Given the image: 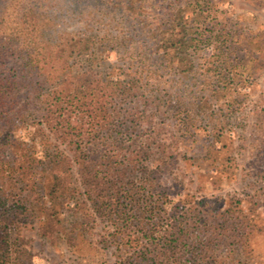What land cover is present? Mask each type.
<instances>
[{
	"label": "rangeland",
	"instance_id": "obj_1",
	"mask_svg": "<svg viewBox=\"0 0 264 264\" xmlns=\"http://www.w3.org/2000/svg\"><path fill=\"white\" fill-rule=\"evenodd\" d=\"M97 2H34L46 23L53 20V39L94 26L95 32L105 35L103 45L113 36L122 41L121 55L107 53L108 63L73 55L54 89L71 90L75 77L87 70L121 77L119 68L125 61L118 62L117 57L149 58L148 78L138 95L123 102L115 98L99 112L84 139H58L31 106H23V117L0 109V194L9 205H20L12 228L30 253L28 264L115 263L118 240L110 236L114 225L107 215L96 214L82 185L84 145L114 157L118 164L127 159L119 165L120 177L125 189L135 190V199L112 202L121 217L133 219V232L139 229V219L160 220L163 211L190 226L175 248L173 257L179 264H192L194 255L197 264H264V0H136V20L125 5L103 1L102 16L89 23L88 12ZM178 23L190 32L214 29L212 42L217 43L201 48L195 77L171 68L179 56L173 47L162 46L161 39L170 45V38H176ZM160 25L162 29H157ZM147 27L156 29L157 46L145 34ZM129 36L135 42L124 44ZM224 37L228 42L221 57L218 40ZM57 152L71 159V172L64 177L71 191L63 205H54L62 224L58 238L52 240L43 234L46 210L31 205L39 197L27 179L35 178L25 173L36 172L39 190L48 193L55 174L46 162ZM103 163L106 171L108 163ZM116 180L106 173L107 186ZM145 192L163 198L158 213L149 208L157 199ZM176 223L163 225L171 228ZM197 242L200 246L195 248Z\"/></svg>",
	"mask_w": 264,
	"mask_h": 264
},
{
	"label": "trees",
	"instance_id": "obj_2",
	"mask_svg": "<svg viewBox=\"0 0 264 264\" xmlns=\"http://www.w3.org/2000/svg\"><path fill=\"white\" fill-rule=\"evenodd\" d=\"M12 0H0V109L7 111L9 116L23 117L25 115L23 106H31L36 115L44 121L61 140L69 136H79L84 139L89 134V126L94 118L113 102L115 98L126 101L132 96L138 95L148 78L149 58L133 60L131 58L117 57L118 62L124 60L120 65L121 77H113L111 73L102 75L100 72L93 73L85 71L75 77L71 90L57 92L54 89L56 80L61 78L73 55L93 57L92 62L108 63L109 52L121 55L119 48L122 46L117 36L109 40L108 45H103L102 39L105 35L95 32L94 26L78 35L51 38V29L55 26L53 20L46 23L43 13L38 10L35 0H13L18 5L14 6ZM88 12V22L96 23L98 16H102V2L111 5H125L131 10L130 17L136 20L138 14L136 0H99ZM101 4V5H100ZM12 7V8H10ZM44 18V21H43ZM163 25L157 27L162 29ZM180 31L176 38H170V45L163 39L162 46L167 49L170 46L179 56V61L173 69L189 72L195 77L198 67L197 56L204 46H210L214 29H196L190 32L187 25L178 23ZM176 29V28H175ZM147 36L151 37L152 46H157L158 39L156 29L145 28ZM163 32V30H162ZM159 33V31H158ZM125 38V37H124ZM221 39V38H220ZM134 36L126 38V43H134ZM219 56L225 55L224 44L228 39L218 40ZM229 49V46L226 47ZM165 54L166 51H165ZM166 61V60H165ZM169 65V64H168ZM94 74V75H93ZM219 77V76H218ZM62 81L60 84H63ZM82 147V144H79ZM80 175L85 191L93 200L96 214L108 216L114 225L111 239L118 240L116 246V260L114 264H179L173 257L175 248L185 240V234L191 230L188 224L177 220L175 215L160 213V220L153 219L145 221L143 218L137 222V231L133 232V219L121 217L119 210L113 205V199H135V190L132 187L125 189L119 165L125 164L127 159H122L118 164L114 157L99 155L91 146L84 145L81 148ZM103 161H106L107 169L102 170ZM102 162V163H101ZM45 164V163H44ZM46 164L54 171V183L47 193L39 190L37 173L27 170L28 187L34 191L39 199H32L31 205L34 210L43 205L47 217L44 220L43 234L52 238H58V231L62 224L59 208L54 205H63L68 199L69 187L65 184L64 177L71 172V159L62 152L49 156ZM107 175L113 174L116 181H110L109 187L104 181ZM41 176V175H40ZM42 180V179H41ZM75 188V187H74ZM111 189L112 191H108ZM146 196L155 197L157 201L152 202L149 207L158 213L161 209L159 199L161 196L145 192ZM151 194V193H150ZM49 196V197H48ZM157 196V197H156ZM147 198V199H148ZM153 199V198H152ZM116 202V201H115ZM163 201L162 204H165ZM20 205H9L0 194V264H28L30 253L21 247L18 239L13 234L15 218L18 217ZM165 210V209H164ZM110 212V213H109ZM183 213V212H182ZM184 214V213H183ZM95 221L96 215L90 213ZM127 216V212L123 214ZM182 216V215H181ZM107 218V219H108ZM178 221L171 228L164 227L167 222ZM58 226V228H55ZM132 228V229H131ZM195 244V243H191ZM197 242L194 247L197 248ZM174 250V252H172ZM197 256H192V264H197Z\"/></svg>",
	"mask_w": 264,
	"mask_h": 264
}]
</instances>
